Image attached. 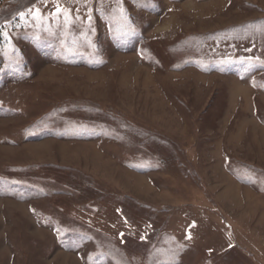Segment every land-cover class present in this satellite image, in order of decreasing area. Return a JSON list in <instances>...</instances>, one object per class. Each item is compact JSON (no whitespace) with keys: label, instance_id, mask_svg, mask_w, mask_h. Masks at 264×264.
Instances as JSON below:
<instances>
[{"label":"rangeland","instance_id":"1","mask_svg":"<svg viewBox=\"0 0 264 264\" xmlns=\"http://www.w3.org/2000/svg\"><path fill=\"white\" fill-rule=\"evenodd\" d=\"M0 4V264H264V0Z\"/></svg>","mask_w":264,"mask_h":264},{"label":"crops","instance_id":"2","mask_svg":"<svg viewBox=\"0 0 264 264\" xmlns=\"http://www.w3.org/2000/svg\"><path fill=\"white\" fill-rule=\"evenodd\" d=\"M246 178V177H245ZM255 177L253 178H240L239 181L242 182L240 183L241 187L245 186L248 187L249 192L246 194L248 195L246 200L243 202V199L241 198L236 205H233L234 207L231 208V204L233 203L232 201L228 204L225 203L222 204V220L224 221L223 223V229L228 228L229 232L232 233V240H235L236 244L246 247L249 253L252 255L253 254V248L250 246H246L242 241H240L239 237V230H248L251 231L253 234L254 240H258L257 242L263 243L264 246V190L259 189L257 187H252L250 185V182H252ZM247 180V181H246ZM255 182V181H253ZM235 204V203H233ZM219 205V204H218ZM233 209V211H232ZM238 213L239 215V221L237 222L234 218V214ZM225 219H227L225 221ZM249 219L251 221L252 226H246L242 221L244 220L245 222ZM235 232V233H234ZM234 233V234H233ZM228 246V244H226ZM247 251V252H248ZM263 255L262 249L260 252H258L255 249V255L258 257L259 255Z\"/></svg>","mask_w":264,"mask_h":264},{"label":"trees","instance_id":"3","mask_svg":"<svg viewBox=\"0 0 264 264\" xmlns=\"http://www.w3.org/2000/svg\"><path fill=\"white\" fill-rule=\"evenodd\" d=\"M29 4V3H28ZM27 4V5H28ZM29 6V5H28ZM24 9V8H23ZM23 9H21V10H23ZM1 16H2V5L0 4V18H1ZM12 18V17H11ZM10 18V19H11ZM250 175H252V174H250ZM255 175V174H254ZM254 175H252V176H250V178H253L254 177Z\"/></svg>","mask_w":264,"mask_h":264}]
</instances>
